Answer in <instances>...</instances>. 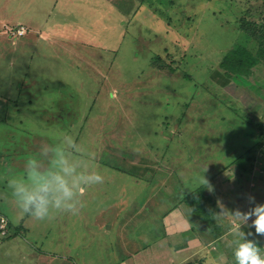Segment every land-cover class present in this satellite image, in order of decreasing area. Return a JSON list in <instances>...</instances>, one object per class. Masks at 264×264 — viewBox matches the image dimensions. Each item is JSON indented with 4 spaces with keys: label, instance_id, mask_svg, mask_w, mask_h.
<instances>
[{
    "label": "rangeland",
    "instance_id": "374dc122",
    "mask_svg": "<svg viewBox=\"0 0 264 264\" xmlns=\"http://www.w3.org/2000/svg\"><path fill=\"white\" fill-rule=\"evenodd\" d=\"M261 1L0 0V216L8 222L0 264H29L20 261L26 243L51 249L53 238L57 255L69 253L75 264H175L197 251L186 248L197 239L193 229L215 239L231 228L233 198L216 214L207 200L232 165L246 164L248 180L259 176L250 190L264 202V145L256 147L264 64L245 83L216 75L223 77L218 64L233 48L256 52L241 25L264 28ZM22 26L25 33L14 36ZM65 135L77 142L74 159L100 172L103 183L86 189L75 215L56 213L45 223L21 216L7 181L23 176L29 158L48 170L52 152L45 150L67 147ZM222 187L215 193H229ZM182 204L206 222L160 232L158 216ZM32 220L44 224L35 226L37 238L24 233ZM165 239L156 257L158 247L147 245ZM233 239L211 249L232 264ZM209 252L188 264L209 262Z\"/></svg>",
    "mask_w": 264,
    "mask_h": 264
},
{
    "label": "clouds",
    "instance_id": "9594fccd",
    "mask_svg": "<svg viewBox=\"0 0 264 264\" xmlns=\"http://www.w3.org/2000/svg\"><path fill=\"white\" fill-rule=\"evenodd\" d=\"M65 142L67 147L45 150L52 152L48 170L41 171L37 160L29 158L23 176L7 181L11 198L21 216L42 221L56 213L75 215L83 207L86 189L103 183L100 172L90 170V164L74 159L73 153L79 151L75 138L65 135L62 145ZM88 157L94 161L95 153H88ZM204 183L211 191L212 185L205 179ZM247 199L251 205L248 210L236 208L230 214L234 264H264V202H256L253 195Z\"/></svg>",
    "mask_w": 264,
    "mask_h": 264
},
{
    "label": "crops",
    "instance_id": "0c3cea01",
    "mask_svg": "<svg viewBox=\"0 0 264 264\" xmlns=\"http://www.w3.org/2000/svg\"><path fill=\"white\" fill-rule=\"evenodd\" d=\"M263 2H264V0L261 1L260 3H263ZM247 171H248V166L246 164L245 165L243 164L240 166H233L232 165V166L227 168V171H226L227 174L226 175H224V174L218 175V178H217L216 184H215L214 192H212L213 193V197H212L213 201L207 200L208 209L210 208L209 210L214 211V208H215V214H216V207L218 205L220 207L225 206L228 204L227 200L230 198H233V203H232L233 207H235L238 204V208H240V206H241L242 210H248L249 209L248 206L250 204L248 202L247 197L249 195L257 196V194H259V193H257L255 191V189H251L252 191L250 190V186L253 184V182L251 183V181H254L253 177H255L256 175L253 174V176H251L252 180H248ZM231 173L233 174V176L231 175ZM256 177H259V176H256ZM221 182H223L222 183L223 186L228 187L229 193H226V191L222 195L215 193V190H219V189L223 188L221 185ZM252 186H254V184ZM207 196H209V193L206 194V197ZM255 198H257V197H255ZM245 204H246V206H245ZM177 208L179 210L178 213H176V212L171 213L172 210L166 209V211H164V213H162L161 215L158 216L156 221L159 222L158 228H159L160 232L164 233L165 225L170 226L173 223L182 229L184 228L185 225L188 227H193V228L197 227L198 225H201L200 222H202V221L199 219V217L196 214L192 213L193 211H191L187 207V205H185V204H182V206L178 205ZM158 210L160 211V208H158ZM165 215H167L166 219H165ZM170 216H172L171 217L172 220H170V218H169ZM228 217L231 219V215H228ZM50 220H51V217L48 219H45L44 223L50 222ZM217 220H218V217H217ZM165 221H166V223H165ZM36 225L37 224H35V221H33V220L26 223L24 225V227H25L24 233L28 232L29 235L31 233H35L34 234L35 238H37V236L40 234L39 232H37V230H39V227H41V226L44 227V224L42 223L41 225H37V227L35 228ZM51 226H52V224L50 225V227ZM34 228L37 230H35ZM110 229H111V227H109L108 230H110ZM198 229H199L198 232H197V229H193V230H195L194 236L197 239L194 240L193 242H191L189 247L186 246V248H188V249H196L198 247L197 251H194L189 256L184 257L182 260L178 261L175 264H188V262H190V260L196 254L203 255L204 251L208 252L209 250H210L209 262L198 261V262H193L192 264H232L227 259L226 260L223 259V253H217V250H211L215 246L217 247L219 245L222 238L229 237L231 235L230 227L224 233H222L221 237H219V238L216 237L215 239L213 237H211L205 230H202V228H198ZM46 234L48 235V233L45 232L44 236ZM7 237H8V234H6V236H4V237L0 236V239L3 240ZM44 238L40 239L39 244H43V241L45 240ZM2 240H0V241H2ZM26 244H27V247L24 249L25 253H22L23 256H22V259L20 260L23 263L25 262V260L26 261L28 260L29 264H64L65 261H68L69 263L71 262L70 264H75L73 261V258L69 256V253H66L67 255H65L63 257L62 256L59 257L57 255L59 242L55 238H53L48 243L49 248H51L52 250L51 249H45V248L36 249L35 245H31L29 243H26ZM35 244H38V243L35 242ZM168 245L169 244H168L167 240L165 239V241H154L151 244H149V246L147 245V248L152 247V246L158 247L157 252H156V257L162 258L164 255L165 249ZM62 246L65 248L68 247V249H71V246L68 244V242H63ZM18 248H20V247H18ZM27 249H28V252H30V253L26 252ZM11 250L15 251L16 249L14 247H12ZM186 250L187 249H185L184 251H186ZM57 258H59V259H57ZM201 259L203 260L204 258H201ZM123 263L129 264V259L125 260ZM159 263H160V261L157 260L156 262L153 261L150 264H159Z\"/></svg>",
    "mask_w": 264,
    "mask_h": 264
},
{
    "label": "trees",
    "instance_id": "16d2710c",
    "mask_svg": "<svg viewBox=\"0 0 264 264\" xmlns=\"http://www.w3.org/2000/svg\"><path fill=\"white\" fill-rule=\"evenodd\" d=\"M243 24L241 27H244L243 31L245 32V35H247L250 39H252L256 44V52L252 53L247 48L243 46H237L236 48H233L230 50L220 61L218 64V69L221 71V74L219 75V79L224 81V83H228L229 80H239L240 82L247 81V79L251 76L253 68L258 66L259 64H264V28L263 26L260 28L257 26L258 24L253 22H246L242 21ZM160 60H157V62ZM157 62L155 61L153 63L154 68H159L160 70H163V67L161 64L157 65ZM157 65V67H156ZM172 71V69H170ZM221 82V81H220ZM226 83V84H227ZM222 84V83H221ZM226 84H223L221 86H225ZM258 128L260 129L259 134V140H257V145L260 147H263L264 145V124H259ZM257 136V135H256ZM260 147V148H261ZM199 196V195H196ZM201 198V196H199ZM199 202V201H198ZM197 205H200L197 203L194 205L191 203V206L194 208ZM193 210V213L198 215L199 219L201 221L206 222V219L201 217L199 215V211Z\"/></svg>",
    "mask_w": 264,
    "mask_h": 264
},
{
    "label": "built area",
    "instance_id": "2783aa9c",
    "mask_svg": "<svg viewBox=\"0 0 264 264\" xmlns=\"http://www.w3.org/2000/svg\"><path fill=\"white\" fill-rule=\"evenodd\" d=\"M14 31L16 33V34H13L14 36H22L25 33V30L23 27L15 29ZM7 229H8L7 219L3 216H0V236L1 237L6 236Z\"/></svg>",
    "mask_w": 264,
    "mask_h": 264
}]
</instances>
